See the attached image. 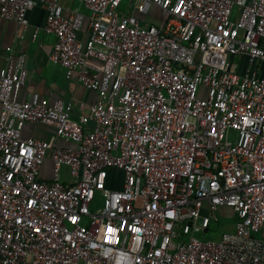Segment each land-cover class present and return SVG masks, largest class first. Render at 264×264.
Here are the masks:
<instances>
[{
  "label": "built area",
  "instance_id": "2783aa9c",
  "mask_svg": "<svg viewBox=\"0 0 264 264\" xmlns=\"http://www.w3.org/2000/svg\"><path fill=\"white\" fill-rule=\"evenodd\" d=\"M78 1L88 16L0 0L25 28L46 9L34 37L55 35L49 59L97 94L77 117L61 98L22 101L25 55L7 49L0 264H264V0ZM28 123L75 146L25 137ZM221 208L234 230L196 237Z\"/></svg>",
  "mask_w": 264,
  "mask_h": 264
},
{
  "label": "crops",
  "instance_id": "0c3cea01",
  "mask_svg": "<svg viewBox=\"0 0 264 264\" xmlns=\"http://www.w3.org/2000/svg\"><path fill=\"white\" fill-rule=\"evenodd\" d=\"M61 4L64 5L66 13L78 11L87 16L90 13L78 0H61ZM47 17L48 12L40 4L27 13L26 28L19 22L0 17V69L6 63V55L10 51L7 50L8 48L12 49L10 54L14 56L24 54L28 77L26 84L20 90V100H28L34 93H40L50 99L61 98L73 102L77 117L83 112H88L89 107L96 101L97 94L81 84L76 75L67 78L65 68L49 59V53L56 41L55 35L41 32L36 38L34 37L35 30H41L46 25ZM81 104L85 105L84 111L80 110ZM23 134L25 137L52 140L56 146H75L74 143L56 139L54 129L46 125L28 123L24 127ZM64 174L65 181H71L68 168L64 169ZM42 176L46 180L52 178L50 154L43 165Z\"/></svg>",
  "mask_w": 264,
  "mask_h": 264
},
{
  "label": "rangeland",
  "instance_id": "374dc122",
  "mask_svg": "<svg viewBox=\"0 0 264 264\" xmlns=\"http://www.w3.org/2000/svg\"><path fill=\"white\" fill-rule=\"evenodd\" d=\"M128 7V0H126L122 5V11L126 12ZM158 20V17L156 18ZM236 60H241L236 59ZM230 210L227 208H221L217 211L216 215L219 219L218 222H212L210 225V231L206 233H197L195 236L201 239H219L224 232L232 231L235 228L236 218Z\"/></svg>",
  "mask_w": 264,
  "mask_h": 264
}]
</instances>
